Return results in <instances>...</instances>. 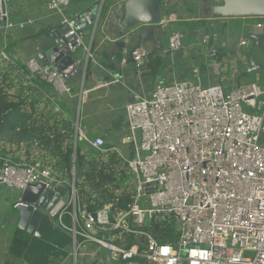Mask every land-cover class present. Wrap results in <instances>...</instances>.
I'll return each mask as SVG.
<instances>
[{
	"label": "built area",
	"instance_id": "1",
	"mask_svg": "<svg viewBox=\"0 0 264 264\" xmlns=\"http://www.w3.org/2000/svg\"><path fill=\"white\" fill-rule=\"evenodd\" d=\"M9 1L23 6L33 0H0V60L13 64L6 53L7 37L32 21L13 22ZM103 1L90 11L94 27ZM45 4L61 18L60 25L68 26L66 36L76 38L74 46L68 44L69 50L84 48V21L65 15L70 0H45ZM176 20L170 14L162 16L158 24L167 32L163 51L170 54L186 50L183 34L169 29ZM215 23L207 19L210 29H216L212 28ZM229 26L230 21L223 37V53L227 50L228 55L215 57L216 34L211 39L206 35L196 46L199 59L210 62L219 83L203 86L190 79L157 83L146 94H133L124 104L126 133L121 144L127 146L125 152L107 147L100 137L87 138L78 117L75 120L76 139L97 151L116 153L127 166L132 195L125 211L112 215L107 205L89 212L80 203L73 180H57L47 165L13 164L0 157V185L17 195V201L27 185L42 184L47 189L52 181L68 184L69 202L57 223L72 239L73 264L81 259L100 264V251L105 252L103 260L108 263L131 264V258L139 255L148 264H264V89L237 80V61L244 59L239 49L247 41H230ZM250 30L264 37V22ZM232 43L234 48L228 51ZM148 54L142 48L131 51L136 70ZM173 65L170 60L168 73ZM23 66L27 80L39 77L58 94H71L50 64L28 58ZM222 80L228 82L227 87L221 85ZM119 83L112 79L104 86ZM65 216L69 223L63 222ZM159 221L170 225L175 237L172 242L159 243L151 234L152 223ZM127 237L141 238L143 248L139 250V242L128 246Z\"/></svg>",
	"mask_w": 264,
	"mask_h": 264
},
{
	"label": "crops",
	"instance_id": "2",
	"mask_svg": "<svg viewBox=\"0 0 264 264\" xmlns=\"http://www.w3.org/2000/svg\"><path fill=\"white\" fill-rule=\"evenodd\" d=\"M76 1L79 3L81 2V0ZM83 2L85 3L83 6L84 9L75 12L73 18H78L85 14L86 11H93L100 5V0H85ZM162 2L171 6L170 0H162L161 3ZM9 4V16L13 22L32 21L31 25L25 26L22 30L13 29L6 41V49H9L7 52L9 59L13 64H19L21 66L28 58L38 59L37 55L44 48L43 46L46 45V42L47 45L50 43L48 36H46L47 38L42 41L43 43L38 45L37 41L39 37L43 34L48 35V33L59 27L61 18L58 16L59 21L55 24L53 23L54 21L48 18L47 13L52 14V12L47 10L45 0H33L23 6L21 4H16L15 1H9ZM188 13H186V17H183L176 15L177 12H174L177 19L176 21H179V17L189 21H205L209 17L204 16L202 18H195V16H193L195 15L194 13ZM101 14L96 27H94V24L87 22L83 23L81 40L84 48L81 47L76 50L74 53V65L68 67V71L62 73L63 80L70 89L71 94H58L56 92L59 99L57 100L58 107L55 108V111L60 110L64 113L65 110L70 111L71 107H74V122L78 117L79 128L87 138L94 139L100 137L104 140L105 144L118 148V146H121V139L126 133L124 104L131 100L133 94H146L152 89L154 84L161 83L162 81L157 80L152 85L149 78L144 77L140 70L135 69L134 64H131L127 60L126 63L118 61L117 57H120V55L117 51L113 54L109 53L110 47L115 42H118V40L121 39L120 37L127 32H122V28L119 24L122 19V10L119 6L110 10V19L108 17L103 23L102 19L105 14L103 16H101ZM162 16L164 15L162 14ZM241 26L246 31L241 33L231 29L232 37H230V41H234L236 38L245 39L246 34L253 27V25L249 27L247 23L242 21ZM169 29L176 30L175 24L173 23ZM207 36L211 39L210 35L207 34ZM212 36L216 37V35ZM223 37L224 35H221V38L217 37V43L214 42L218 47L217 50H219V52L222 51L221 54L225 50V41ZM195 38V31L184 37V43L186 44L184 58L175 60L173 66L186 59H191V62L193 61L194 64L196 60L194 51L198 49V47H196ZM134 42L135 41H133L132 44H134ZM166 44L167 39L164 44L165 48ZM1 45L0 43V49L2 47ZM153 45L154 44L148 45L150 51ZM243 48L244 50L241 53L244 58L245 54L249 52L253 53L255 56L258 68V73L255 72V75L258 78L259 72L264 70V41L262 42L261 49H257L255 46L253 47L248 43ZM86 50L89 51L91 58L87 57ZM126 58L127 57H125V59ZM114 60L115 62H113ZM198 60H200L199 57ZM38 61L42 63L39 59ZM112 63H114V66H111ZM6 64L7 62L0 60V66ZM203 64L205 66L208 65L205 62H203ZM207 69H209V66H206V68L200 67L199 69L193 68L192 74L196 77H194V81L199 82L203 86L219 83V76L216 74L215 69L212 68L213 72L211 69ZM239 70L241 71V73H239L240 76L246 71V69L242 67ZM112 72H115L117 77L113 76ZM163 76L166 82L169 80H180L178 72L174 70H171L170 73L165 70ZM248 76L240 77L239 82L241 83V80ZM112 79H119L120 83L111 87H105L104 83ZM220 83L222 86L227 87V81L222 80ZM3 189V185H0V234L6 231L5 229L9 224L15 226V232L18 230L16 227L17 219L14 216L13 210V202L17 199V195L12 194L8 188H6L8 195L3 194ZM4 208L8 209L10 212L1 210ZM18 231L23 232V237L28 241L24 251V259L20 264H73L72 239L68 233L59 228L57 222L52 224L48 218H44L39 224L36 235L34 236L21 230ZM13 236L14 234H12L9 242L12 240ZM100 257L102 258L100 264H108V262L103 260L105 252L100 251ZM1 264L6 263L3 262Z\"/></svg>",
	"mask_w": 264,
	"mask_h": 264
},
{
	"label": "trees",
	"instance_id": "3",
	"mask_svg": "<svg viewBox=\"0 0 264 264\" xmlns=\"http://www.w3.org/2000/svg\"><path fill=\"white\" fill-rule=\"evenodd\" d=\"M216 1L208 0L210 4ZM111 2L104 0V14ZM161 6L164 16L174 14L173 5L165 6L162 2ZM241 21L250 27L264 22V18L232 20L231 28L244 33L246 30L241 26ZM204 23V20L189 21L182 17L174 22L176 30L184 37L194 33ZM224 30L225 25L215 29L221 35ZM8 51L7 48L6 53ZM221 52L217 50L215 57L220 59ZM117 60L120 61V57ZM169 66L168 58L163 57L162 50L154 44L139 70L150 79L152 85L157 80L165 84L167 82L163 75ZM58 99V94L46 81L39 77L27 80L23 65L7 63L0 66V157L9 159L13 164L47 165L57 180H73L77 197L80 203L86 204L89 212L107 205L112 215L125 211L132 195L131 175L127 166L116 153L97 151L76 139L75 108L71 107L70 111L65 110L64 113L55 111ZM63 222L69 223V217L65 216ZM151 228V234L159 243L175 239L170 225L159 221L152 223ZM23 236V232L16 230L8 249L11 257L22 258L28 244ZM127 240L128 246L139 242V250L143 248L141 238L127 237ZM130 263L148 264L139 255L132 257Z\"/></svg>",
	"mask_w": 264,
	"mask_h": 264
},
{
	"label": "water",
	"instance_id": "4",
	"mask_svg": "<svg viewBox=\"0 0 264 264\" xmlns=\"http://www.w3.org/2000/svg\"><path fill=\"white\" fill-rule=\"evenodd\" d=\"M161 1L162 0H112L102 19V23L108 17L110 19V10L119 6L122 10V19L119 24L122 28V32L126 31L127 33L125 35L123 34L120 37L121 39L110 47L109 53L113 54L117 51L121 57L120 62L123 61L122 63H126L127 60L133 64L130 53L135 48H142L147 53H150L147 49L148 45L155 44L163 51L165 47L162 38H166L167 32L162 27H158L162 18ZM210 5V15L208 19L216 22L213 28H217L218 23L225 25L230 21L231 24L232 20L264 18V0H217L214 4ZM100 7L102 10L103 3ZM2 9L4 10V7ZM79 19L94 24V15L90 10L79 16ZM68 32V26L60 25L55 30L48 33L47 36L50 43L37 55L38 59L43 64H50L53 70L59 73L61 77H63L62 73L64 71H68V67L74 65V53L77 50H69L68 44L74 46L76 38L67 37L66 35ZM195 32L196 43L200 46L203 39L208 34L207 20H205L202 26L197 27ZM245 37L248 44H251L253 47L255 46L257 49H261L262 42L264 41V37L261 34L249 30ZM133 41H135L134 44H132ZM234 45L235 43H232L228 51H231L230 49L234 48ZM214 49L217 50L218 47L215 46ZM239 50L242 52L244 48H240ZM162 54L163 57L168 58L169 61L173 60L174 64L175 60L184 58L183 49H179L173 52V54H170L168 51H163ZM223 54L228 55L227 50L222 53V56ZM194 55L196 58L194 63H196L200 54L198 51H194ZM125 57L127 58L125 59ZM230 57H234L233 53ZM113 62H115V60ZM111 66H114V63H112ZM237 67L239 69H241V67L246 69L241 76L239 74L237 77L238 81L240 77H245L258 71L255 56L250 52L245 54L243 60L237 61ZM112 75L116 76L115 72H112ZM68 202L69 186L67 183L57 184L56 181H52L47 189H44V185L42 184L27 185L25 190L19 195V200L17 201L16 199L13 202L14 216L17 219L16 227L18 230L34 236L36 235L39 224L44 218H48L52 224L56 223L60 211L67 206ZM97 263V260L86 262L84 259H81L77 264Z\"/></svg>",
	"mask_w": 264,
	"mask_h": 264
},
{
	"label": "rangeland",
	"instance_id": "5",
	"mask_svg": "<svg viewBox=\"0 0 264 264\" xmlns=\"http://www.w3.org/2000/svg\"><path fill=\"white\" fill-rule=\"evenodd\" d=\"M83 1H85V0H81V2L79 3L76 0H70V4L66 9L65 15L68 18H73V15L75 12L82 11L84 9L83 6L85 5V3ZM170 3H171V6L173 5L172 7H174V12H177L176 15L186 17L185 15L188 12L195 13V15H193V16H195L196 18H202L204 16L207 17L210 15V10H209L210 7L209 6H211V5L208 2V0H170ZM8 7H9L8 10H10V6H8ZM105 7L106 6H104V9H105ZM206 8L208 10H205ZM104 9L102 11L101 16L104 15V13H103ZM185 10H186V12H185ZM47 15H48V18H50L52 21H54L53 22L54 24L57 23V21H59V17L57 14L53 15V13L52 14L47 13ZM77 21H80L79 17L77 18ZM230 25H232V24H230ZM229 28L232 29L231 26H229ZM208 29H209L208 35L212 36V35L216 34L218 38L219 37L221 38V34L219 32L216 33V31L214 29H210L209 27H208ZM224 34L225 33L223 32L222 35H224ZM46 36H47L46 34H43L39 37V39L37 41L38 45L43 43L42 41H44L47 38ZM229 36L232 37L231 32H230ZM162 42H164V44H165L166 38H162ZM48 45L46 42L45 46H48ZM45 46H43V47H45ZM206 66H209V69H207V70H210V69H211V71L213 70L210 66V62ZM206 66L203 64L202 60H197L196 64L195 63L193 64V61L191 62V59H186L182 62H178L174 67V71L178 72V75H179L178 77L180 80H182V79H190V80L193 79L194 80L195 76L192 74L193 68L194 69H199L200 67L206 68ZM256 73H258V71ZM174 79H175V77H174ZM169 81H171V80H169ZM169 81H167V83H169ZM251 82L256 83V85L258 87L264 89V70L259 72L258 78L256 77V75L254 73V74H250L248 77L243 78L241 80V84L251 83ZM118 148L125 152V150L127 149V146H125V145L123 146V144H121V146H118ZM3 188L4 189L2 190V193L8 195L7 189L4 186H3ZM1 210L10 212L6 208L1 209ZM5 230H6L5 232L0 234V264L3 262L6 264H20V262L23 261V259H24V254H23L22 258H17L15 256L11 257L9 250H8L10 247L9 240H10L12 234H15V226L12 224H9V226L6 227ZM108 264H126V263H108Z\"/></svg>",
	"mask_w": 264,
	"mask_h": 264
},
{
	"label": "flooded vegetation",
	"instance_id": "6",
	"mask_svg": "<svg viewBox=\"0 0 264 264\" xmlns=\"http://www.w3.org/2000/svg\"><path fill=\"white\" fill-rule=\"evenodd\" d=\"M205 10H208L207 8L205 9ZM231 26V25H230ZM213 28V27H212ZM231 32V31H230ZM246 38V37H245ZM247 41V40H246ZM247 43H248V41H247ZM197 44V43H196ZM247 45V44H246Z\"/></svg>",
	"mask_w": 264,
	"mask_h": 264
}]
</instances>
